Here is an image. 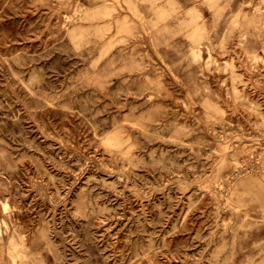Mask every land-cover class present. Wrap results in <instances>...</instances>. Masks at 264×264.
Here are the masks:
<instances>
[{"label":"rangeland","instance_id":"obj_1","mask_svg":"<svg viewBox=\"0 0 264 264\" xmlns=\"http://www.w3.org/2000/svg\"><path fill=\"white\" fill-rule=\"evenodd\" d=\"M0 264H264V0H0Z\"/></svg>","mask_w":264,"mask_h":264},{"label":"bare ground","instance_id":"obj_2","mask_svg":"<svg viewBox=\"0 0 264 264\" xmlns=\"http://www.w3.org/2000/svg\"><path fill=\"white\" fill-rule=\"evenodd\" d=\"M117 141V139L116 138H114V137H108L107 139H106V142L108 143V144H114L115 142Z\"/></svg>","mask_w":264,"mask_h":264}]
</instances>
